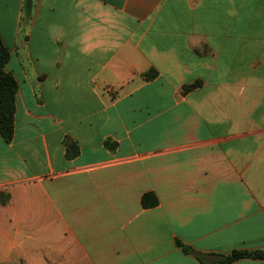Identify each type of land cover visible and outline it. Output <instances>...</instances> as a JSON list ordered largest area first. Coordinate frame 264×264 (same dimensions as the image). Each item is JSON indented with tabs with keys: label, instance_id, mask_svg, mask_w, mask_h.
Segmentation results:
<instances>
[{
	"label": "crops",
	"instance_id": "1",
	"mask_svg": "<svg viewBox=\"0 0 264 264\" xmlns=\"http://www.w3.org/2000/svg\"><path fill=\"white\" fill-rule=\"evenodd\" d=\"M0 37V264L264 250V0H0Z\"/></svg>",
	"mask_w": 264,
	"mask_h": 264
},
{
	"label": "trees",
	"instance_id": "2",
	"mask_svg": "<svg viewBox=\"0 0 264 264\" xmlns=\"http://www.w3.org/2000/svg\"><path fill=\"white\" fill-rule=\"evenodd\" d=\"M10 53L5 47L0 37V134L3 138L10 143L13 140L14 135V122L16 111V96L18 92V85L12 74L6 71V65L9 62ZM157 76L156 71L151 70L144 75L145 80H151ZM200 83H195L192 86L186 87L184 91H189L197 87ZM109 148L114 150L115 144L108 143ZM73 143L69 144V148L72 149ZM152 195H145L142 199V204L145 208L154 207L158 204L156 198L152 202H149V198ZM179 248L183 250L185 254L195 256L203 264L205 262L203 256L197 253L193 248L177 241ZM216 257L215 261L210 264H234L243 259H254L264 261V250H235L232 253L225 254H213Z\"/></svg>",
	"mask_w": 264,
	"mask_h": 264
}]
</instances>
